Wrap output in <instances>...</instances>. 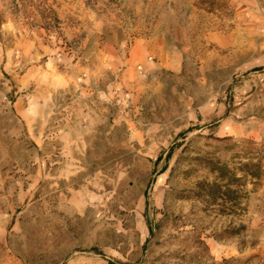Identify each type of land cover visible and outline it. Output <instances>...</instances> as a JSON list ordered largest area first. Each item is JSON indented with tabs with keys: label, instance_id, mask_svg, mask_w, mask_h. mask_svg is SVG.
Listing matches in <instances>:
<instances>
[{
	"label": "rangeland",
	"instance_id": "374dc122",
	"mask_svg": "<svg viewBox=\"0 0 264 264\" xmlns=\"http://www.w3.org/2000/svg\"><path fill=\"white\" fill-rule=\"evenodd\" d=\"M264 264V0H0V264Z\"/></svg>",
	"mask_w": 264,
	"mask_h": 264
},
{
	"label": "trees",
	"instance_id": "16d2710c",
	"mask_svg": "<svg viewBox=\"0 0 264 264\" xmlns=\"http://www.w3.org/2000/svg\"><path fill=\"white\" fill-rule=\"evenodd\" d=\"M220 264H229V263H228V260H224V262H222Z\"/></svg>",
	"mask_w": 264,
	"mask_h": 264
}]
</instances>
